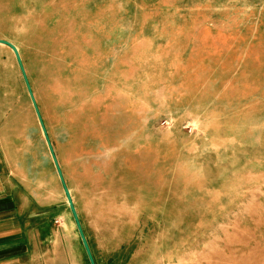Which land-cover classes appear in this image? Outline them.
I'll return each mask as SVG.
<instances>
[{
	"label": "rangeland",
	"instance_id": "rangeland-1",
	"mask_svg": "<svg viewBox=\"0 0 264 264\" xmlns=\"http://www.w3.org/2000/svg\"><path fill=\"white\" fill-rule=\"evenodd\" d=\"M232 5L217 16L229 38L219 60L238 67V85L225 73L214 93L161 111L136 103V85H161L143 56L154 46L100 40L111 27L57 18L48 0H0V39L20 53L95 264H264V0ZM178 130L186 151L155 158L151 132ZM0 161L20 210L40 208L47 227L25 264H89L1 45Z\"/></svg>",
	"mask_w": 264,
	"mask_h": 264
},
{
	"label": "crops",
	"instance_id": "crops-1",
	"mask_svg": "<svg viewBox=\"0 0 264 264\" xmlns=\"http://www.w3.org/2000/svg\"><path fill=\"white\" fill-rule=\"evenodd\" d=\"M233 1H225L224 7L223 0H48V9L57 18L77 20L76 25L111 27V34L100 40L131 42L134 48L154 46V52L143 56L151 57L152 62H145L153 75L160 74L161 85H136V103L148 101L161 110L180 104V98L190 101L206 91L214 93L225 73L238 85V67L228 68L219 60L222 43L229 38L217 16L223 8L231 9ZM184 137L179 130L165 137L151 132L146 146L160 159L184 153ZM7 167L0 161V264H25L32 255L41 257L38 245L44 243L42 230L47 227H41L40 208L35 213L20 210Z\"/></svg>",
	"mask_w": 264,
	"mask_h": 264
},
{
	"label": "water",
	"instance_id": "water-1",
	"mask_svg": "<svg viewBox=\"0 0 264 264\" xmlns=\"http://www.w3.org/2000/svg\"><path fill=\"white\" fill-rule=\"evenodd\" d=\"M0 45L4 46V47H7L12 52V54H13L15 60H16V63L18 65L19 71H20L22 79L24 81V84H25V87H26V90H27L31 105L33 107L35 116L37 118L39 127L41 129L42 136H43V138L45 140V143L47 145L48 151H49L51 159H52L53 166H54V168L56 170L60 185L62 187V190H63L64 196H65V199H66V203H67L68 209H69L70 214H71V216L73 218V221H74V224H75V227H76L80 242H81L82 247L84 249L86 258H87L89 264H95L93 255L91 253V250H90V247H89V244H88V241H87L86 236L84 234V231H83L82 225L80 223L78 214L76 212V209H75V206H74L70 191H69V189H68V187L66 185V182H65L61 167L59 165V162H58V159L56 157L53 145H52V143L50 141L48 132H47L46 127H45L44 122H43V118L41 116L39 107L37 105V101L35 99L33 90L31 88V85H30V82L28 80L26 71L24 69V65L22 63V59H21L20 53H19L17 47L14 44H12V43H10V42H8L6 40H1L0 39Z\"/></svg>",
	"mask_w": 264,
	"mask_h": 264
},
{
	"label": "trees",
	"instance_id": "trees-1",
	"mask_svg": "<svg viewBox=\"0 0 264 264\" xmlns=\"http://www.w3.org/2000/svg\"><path fill=\"white\" fill-rule=\"evenodd\" d=\"M30 84H31V83H30ZM37 105H38V107H39V110H40L41 116H42V118H43L44 125H45L46 130H47L48 135H49V130L47 129V122H46V120H45V118H44V116H43V112H42L41 107H40V105H39L38 102H37ZM49 137H50V135H49ZM123 250H124V247L121 248V250L117 253V255H119V254L121 255L122 252H123Z\"/></svg>",
	"mask_w": 264,
	"mask_h": 264
}]
</instances>
